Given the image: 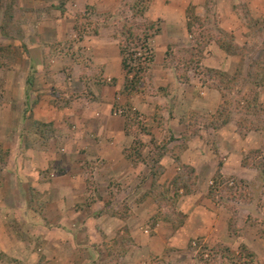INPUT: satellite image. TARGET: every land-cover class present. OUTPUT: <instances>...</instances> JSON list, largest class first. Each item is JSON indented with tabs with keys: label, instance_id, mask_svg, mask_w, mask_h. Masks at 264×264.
I'll list each match as a JSON object with an SVG mask.
<instances>
[{
	"label": "rangeland",
	"instance_id": "obj_1",
	"mask_svg": "<svg viewBox=\"0 0 264 264\" xmlns=\"http://www.w3.org/2000/svg\"><path fill=\"white\" fill-rule=\"evenodd\" d=\"M0 47V264H264V0H0Z\"/></svg>",
	"mask_w": 264,
	"mask_h": 264
},
{
	"label": "trees",
	"instance_id": "obj_2",
	"mask_svg": "<svg viewBox=\"0 0 264 264\" xmlns=\"http://www.w3.org/2000/svg\"><path fill=\"white\" fill-rule=\"evenodd\" d=\"M12 5L13 4L11 3L10 7H13ZM139 7H141V5ZM142 7L140 8V13H144L147 9V7H143V8ZM187 12H188V17L190 19L189 28L191 29L194 19L198 20L199 18L193 15V10L189 9ZM147 28L148 29L143 32V35H139L136 34L132 26H129L122 31V34L123 36H125V39H123L120 35L117 36V38L121 39L119 43V47H120V53L123 58L122 66L127 74L126 83H125V87L127 91H135L139 89L143 85L145 77H147L146 75L150 76L149 70L151 69L152 62L154 61V56L152 54L153 52L152 47L148 45V41L152 37V34L159 31V28H156L155 22H149ZM152 29H155V32L151 34ZM225 34L226 35L223 38L214 37L215 41L218 43V46L221 49L226 51L228 55H239L246 52V48L244 46H241V44L235 41L234 35L232 34L230 35L227 33ZM203 43L204 45H202V47H205V44L208 43V40H205V42ZM139 46H141L143 49L141 50L140 48H138ZM5 51H6L5 47H0V55H5L6 52L10 51V49L7 48V51L6 52ZM190 60L191 59H189L188 61ZM256 74L257 72L252 70V68L249 69L248 75L246 76H243L240 73V71H237L234 75L227 74L229 81L227 82L225 89L232 92L233 90H241L242 87L245 86V84L247 83L255 81L254 84H256V82H258L257 80L259 79L256 78ZM222 75L224 76L225 73H223ZM217 88L221 90V92L223 93L222 85ZM223 96H225L224 93ZM217 121H218V125L216 126V128L220 129L221 127L229 123L230 116L227 117L226 119H223V121L221 122H219L220 118H217Z\"/></svg>",
	"mask_w": 264,
	"mask_h": 264
},
{
	"label": "crops",
	"instance_id": "obj_3",
	"mask_svg": "<svg viewBox=\"0 0 264 264\" xmlns=\"http://www.w3.org/2000/svg\"><path fill=\"white\" fill-rule=\"evenodd\" d=\"M232 29H235V28H232ZM239 32V30H237V33ZM236 33V32H235ZM236 55H231V57H235ZM249 137H251V136H249ZM249 139V138H248ZM50 180V179H49ZM36 181H37V179H36ZM12 191H11V193H10V196L8 197V199L7 200H4V199H0V201L1 202H6L5 204H7V205H11V204H13V203H15V202H18L19 200H17L18 198L22 201H20L22 204H19V205H17V206H19L20 208L21 207H25L26 205H29V202H31V198L28 196L29 195V191H27L25 194H24V197L23 198H21L20 197V194L18 193V192H16V191H13V190H15V189H11ZM57 199L55 200V199H52V201H53V204L54 203H57V201L58 202H64L63 200H61L60 198H58V197H56ZM1 202H0V204H1ZM9 206H6V205H4V210H2V211H11V212H14V210L13 209H10V207ZM17 206H15V208L17 207ZM0 232H2L1 230H0ZM5 243V241L4 240H2V239H0V244H4ZM9 253V252H8Z\"/></svg>",
	"mask_w": 264,
	"mask_h": 264
}]
</instances>
